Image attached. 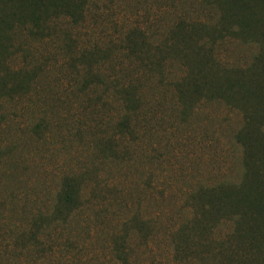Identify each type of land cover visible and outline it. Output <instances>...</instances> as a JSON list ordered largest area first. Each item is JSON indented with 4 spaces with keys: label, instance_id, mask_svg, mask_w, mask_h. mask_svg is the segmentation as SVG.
<instances>
[{
    "label": "rangeland",
    "instance_id": "374dc122",
    "mask_svg": "<svg viewBox=\"0 0 264 264\" xmlns=\"http://www.w3.org/2000/svg\"><path fill=\"white\" fill-rule=\"evenodd\" d=\"M209 2L88 0L78 23H51L50 39L1 32L0 264H264L259 206L228 213L264 202L254 188H264V5ZM237 10L257 39L217 37ZM188 16L204 33L178 48L193 60L200 46L196 65L222 90L251 76L253 101L182 105L175 86L188 60L168 48ZM129 91L140 99L131 111ZM66 179L79 191L71 208L59 201Z\"/></svg>",
    "mask_w": 264,
    "mask_h": 264
},
{
    "label": "trees",
    "instance_id": "16d2710c",
    "mask_svg": "<svg viewBox=\"0 0 264 264\" xmlns=\"http://www.w3.org/2000/svg\"><path fill=\"white\" fill-rule=\"evenodd\" d=\"M87 1L88 0H0V51L1 48L3 50L7 49L8 46H6L5 42L9 40L7 37V33L5 35V38L1 34V32L14 31L15 29H24L22 31L26 32V34L30 38L37 36L40 37V40L50 39L57 35V26L51 25V23H55L62 18H68L69 20H73V22L78 23L84 17ZM209 1H212L209 2L210 5L211 3H213L219 5L222 8V4L220 3L222 2V0ZM225 1L226 4L231 5L232 7H236L238 2L243 3L246 7H248L252 0ZM257 1L264 5V0ZM240 10H237L236 12H231L229 20L232 22V24L228 27L225 26V30L223 31H217V37L222 38L223 36H231L233 38L240 37L239 39H245L246 35H251V38H258L260 31L258 30L256 24L253 21L247 19L245 13L242 12L239 14ZM204 15L205 18H207L208 14ZM223 16L221 17V20L224 23L226 19V12ZM179 22V26L176 29L170 31V36L173 39V42L170 45V48H168L170 50L168 53L176 56L178 59L186 57V59L188 60L187 77L175 86L179 100L181 101L182 105H185L188 102L192 104L195 102V100H200L201 98H204L207 101L220 98L222 100L224 99L227 102L232 103L237 102V96L241 98L239 99V103H244V101H253V99L259 95V93L254 89V84H252L254 79L251 76L245 77V79H242V81H234L230 77L227 78L226 80H224L226 86L225 90H222V85L220 83L218 84L219 87H215V82L213 80L208 81L210 80L207 76L208 74H205L202 71L203 69H199L196 65L200 63L201 47L197 46L196 48H189L191 50V53L194 54L193 60H191L189 56L187 57V55L185 54L186 50L178 48V46L180 45L186 46L188 42L194 43L195 41L196 44H198L201 41L202 35L204 33V25H202L203 23H201L203 22V20L201 18H189L188 16V19L180 20ZM213 34L215 36L217 35L216 32H213ZM260 37L261 39L264 38V34H262ZM138 43L139 42H137L135 39H130L127 45H129L128 47H130V49H132L131 47H133L134 49H136L137 47L138 49V47L142 45V43ZM160 51L161 49L157 48V52ZM158 60L159 61H157L155 64L154 62H151L149 66L159 67L160 59ZM142 65L144 66L145 64ZM144 67H146V65ZM190 69L192 71H190ZM245 73H247V71L240 72V74ZM90 74L92 73L89 72L88 75ZM192 75L194 77L191 80L190 76ZM23 81L24 80L19 82L17 81L16 87L20 88L21 84L24 85ZM257 98L262 100L256 103V107L260 106V110L263 112L264 115V96H260ZM139 101L140 99L136 96L135 91L127 92L126 98L124 100L126 110L131 111L135 109ZM119 128H121V134L122 132L130 131L129 114L124 116ZM245 140L248 141L246 138ZM245 143L247 145L248 142ZM251 149L252 145L250 144V149H248V151H251ZM262 151L264 153V144L262 145ZM262 162L264 161L262 160ZM263 182L264 181H262V183ZM254 188L257 191H264L262 184H257V186H255ZM78 192L79 191L76 185L73 183V180L66 179L63 186V191L60 193L59 196V201L61 202L62 206L66 208L74 207L78 202ZM259 198L261 197L254 196L252 199L243 200L238 203L232 204V206H228V213H231L232 210L240 211V206L242 204L244 205V207L249 208L250 212L252 210V207L259 206V208L255 211L254 215L259 216V218H264V202L263 198L260 200ZM244 217H246V215L240 213L238 220L240 221ZM262 241L264 243V235L262 237ZM178 248L180 249V247ZM186 255L188 258V252H186ZM191 258L192 257L188 258V260L190 261ZM121 260L123 261V258Z\"/></svg>",
    "mask_w": 264,
    "mask_h": 264
}]
</instances>
